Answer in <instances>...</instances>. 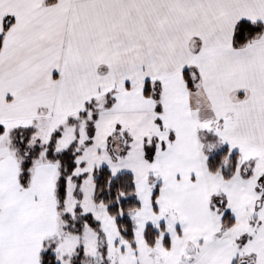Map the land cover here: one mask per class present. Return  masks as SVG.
<instances>
[{"label": "snow or ice", "instance_id": "snow-or-ice-1", "mask_svg": "<svg viewBox=\"0 0 264 264\" xmlns=\"http://www.w3.org/2000/svg\"><path fill=\"white\" fill-rule=\"evenodd\" d=\"M0 264H264V0H0Z\"/></svg>", "mask_w": 264, "mask_h": 264}]
</instances>
